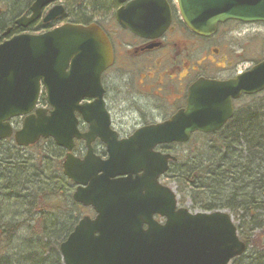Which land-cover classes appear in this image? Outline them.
<instances>
[{
    "label": "water",
    "instance_id": "obj_1",
    "mask_svg": "<svg viewBox=\"0 0 264 264\" xmlns=\"http://www.w3.org/2000/svg\"><path fill=\"white\" fill-rule=\"evenodd\" d=\"M60 1L36 0L31 16L21 17L16 25L27 28L42 18L46 7ZM115 1L121 5L117 23L137 37L158 40L171 26L168 0ZM176 4L186 28L204 39L229 21L264 24V0ZM64 11L62 5L54 6L43 22H53ZM113 61L109 39L97 24H66L0 44V141L14 136L19 147H30L52 139L67 151L63 173L77 186L73 200L96 214L83 217L61 244L63 263L231 264L247 251L232 216L179 208L175 191L160 183L177 158L155 149L186 144L195 133L220 131L234 116V101L264 92V60L228 81L197 80L184 109L124 140L111 128L101 83ZM41 84L51 110L38 106ZM16 118L24 121L14 133L11 120ZM80 120L88 126L84 133ZM96 140L105 144L107 159L94 153ZM76 141L86 143L83 159L73 154Z\"/></svg>",
    "mask_w": 264,
    "mask_h": 264
},
{
    "label": "trees",
    "instance_id": "obj_2",
    "mask_svg": "<svg viewBox=\"0 0 264 264\" xmlns=\"http://www.w3.org/2000/svg\"><path fill=\"white\" fill-rule=\"evenodd\" d=\"M14 1H18V5L25 2ZM104 6L115 8L117 3L82 0L84 13L74 19V23L89 25L96 22L100 25L97 20L102 18L99 13ZM88 10L90 14H87ZM4 30L5 25L0 20V36ZM39 104L46 105L45 97L40 98ZM196 140L207 143H191ZM5 142L0 141V191L8 193L2 200L13 202L14 196L23 193L21 196L31 205V210L40 215L28 224L31 233L23 251L14 248L20 226L0 223V264H63L60 246L83 217L82 207L66 194L63 207L53 204L51 197L57 194L48 187L56 181L51 178L55 172L49 165L56 161V169L61 174L56 180L67 184L63 177V162L52 156L48 157L52 160L47 164L40 158L21 160L16 164L10 152L19 154L27 148ZM51 144L54 156L64 152ZM196 144H201L197 152ZM175 146L186 151H179L178 161L171 164L167 174L177 186V193L191 195L194 206L203 212L229 211L240 239L247 245V252L231 264H264V93L239 101L234 118L219 132L196 134L188 144ZM41 205L49 209H41ZM62 211L67 213L66 220L70 219L71 226H57L59 219H46L51 212L64 218ZM47 222L54 224L53 227L50 228Z\"/></svg>",
    "mask_w": 264,
    "mask_h": 264
},
{
    "label": "rangeland",
    "instance_id": "obj_3",
    "mask_svg": "<svg viewBox=\"0 0 264 264\" xmlns=\"http://www.w3.org/2000/svg\"><path fill=\"white\" fill-rule=\"evenodd\" d=\"M17 3L18 1L16 2L14 0H0V20L4 23L5 28H7L12 23V21L18 18V16H20L17 15L18 12L25 13L28 10V7L32 3V0H25V2L23 4L21 3L20 5H18ZM81 11L82 13H84L83 10ZM88 13L90 14L91 12H89L88 10L87 14ZM97 21L104 24L109 32H113L112 30L116 27V23L113 19L110 23L105 22V20H97ZM177 21L178 20L175 21V24ZM177 27L180 28V30L182 29V27L179 26ZM184 37L187 38L186 41H188L189 39L192 44V47L190 48L191 54L185 60L178 59L177 66L181 68L184 65V61H185L186 63H189L190 69L188 71L187 69H185V71L177 75L175 72L172 73L171 71L174 68L173 63L168 62L167 61L168 59L164 58V60H162L161 66L158 67L159 81H161L162 78L165 77L163 81L164 85L162 86V92L156 96L157 98H153L152 95L149 97V99L146 98L140 99L138 106L141 115L129 110V105H128L129 102L125 103L124 99H119L118 109L116 108L114 109V113L116 114L114 115V119L115 121L117 120L119 124L123 126L121 129H123L122 134H124V136L126 134L127 135L132 134L133 130L139 127L136 124L137 122H139V120H141L142 117L147 119L150 118V120L154 119L157 122H162V120L167 119L171 115V108L166 102V100L172 97L173 95L172 91L176 89L177 81H179L180 78L184 76H188L187 79L182 81V83L187 85V87L197 78L200 77H206L208 79L224 80L236 76L237 74L246 72L247 70L251 69L255 64L264 60V24L261 23L243 24V23L229 22L226 25L220 27V29H218L215 36L211 38L208 39L197 38L191 35L188 31L187 33H185ZM179 39H183V37H181L179 34H176L175 35V40H177L176 43H180L178 42ZM127 40H128V36H127ZM166 73L167 76H165ZM117 74H119L118 76L121 75L120 73ZM178 86H179V82H178ZM120 87H121V83L119 84V88ZM159 98H163L165 100L163 99L161 100ZM155 108H157V110L159 109L160 110L156 111L154 110ZM13 124L14 126H16L19 124V122L16 121L15 123L14 121ZM5 143H14V142L6 141ZM51 143H54V141L51 139L42 140L40 143H38L37 146L35 145L31 148L23 149L22 152L19 154L16 153V151L10 152L11 158L15 160L14 162L16 164L18 163V161L21 160L33 161L36 159L38 160L39 158L45 164H47L52 160V158H48V157H52V156L53 158L58 157L56 160H58L59 162H63L65 157V152L58 153L57 155L54 156L55 153L54 150L52 149ZM191 143H207V142L196 140ZM54 145L56 146L55 143ZM200 145L201 144L195 145L194 149L196 152L198 150V146ZM183 150L185 149L181 147H176L175 145L166 148V151L174 156L179 155V151H183ZM49 167L50 170L55 172L56 174V175L53 174L51 178L55 179L56 181L55 183L57 185L52 184V186L48 187V189L53 190L54 193L57 194L52 196L51 198L53 204L61 208L64 206L63 200L66 195H68L67 197L72 198V195L75 191V186L73 185L70 186V184L72 183L67 178H65L64 175L63 177L66 180L67 184L69 182L68 186L66 183L63 184L60 180H56L57 176L61 175L60 172L58 171V168L56 169L57 167L56 161L50 164ZM161 182L176 192V194L178 195L179 206L188 209L192 213L203 212L199 208L194 206L191 195L185 196L182 194L180 196L177 193V186L175 185V183L171 178L170 179L167 178V175L162 179ZM45 188H47V186ZM6 193L8 192L0 191V219H2L0 223L3 225V223L11 222L14 225L20 226L17 232L18 236L15 240L14 248L16 251L19 250L23 251L24 247L25 246L27 247L26 245V243H28L27 237L31 233L28 224L31 223V220L37 218L40 214L38 212L34 213L31 210L30 208L31 205L27 204L26 201L21 196L23 193H20L16 197L14 196L13 202H7V201L3 202L2 199ZM196 198L198 197L196 196ZM41 209L48 210L49 208H45L41 205ZM82 209L83 210L81 213V217L93 216V212L90 211V209L87 208H82ZM225 212L229 213V211L227 210ZM62 214H64V218L62 216L61 218H59L58 216H54V214L51 212L47 214L46 219L49 217L50 219H59V223L57 226H61L63 224L71 226V223H69L70 219L69 221L66 220L67 213H63L62 211ZM53 225L54 224L52 223H48V226L50 228H52Z\"/></svg>",
    "mask_w": 264,
    "mask_h": 264
},
{
    "label": "flooded vegetation",
    "instance_id": "obj_4",
    "mask_svg": "<svg viewBox=\"0 0 264 264\" xmlns=\"http://www.w3.org/2000/svg\"><path fill=\"white\" fill-rule=\"evenodd\" d=\"M36 0H33L30 6L28 7V10L18 16L12 23L5 28V30L1 33L0 36V44L4 41L10 40L11 38L18 36V35H43L46 33H49L63 25L66 24H72L77 25L74 23V19L81 16V1L82 0H62L60 2H56L52 5H49L43 10L42 18L39 19L34 24L28 26L27 28H20L16 25V21L20 19L22 16H31V6ZM109 2H115L117 3V7H109L107 9L106 6L102 7L100 10L101 19L105 20V22L110 23L112 19L116 23V27L112 30L113 32H109L106 26L102 23H100V27L105 31L111 46L113 48L114 53V62L111 68L107 69L105 72H103L101 76V82L103 89L105 91L104 99L106 103L107 111L109 112L111 116V122H112V128L119 134L120 140L126 139L130 137L131 134H122L123 129H121L123 126L119 124V122L114 119V109H118L119 106V99H124V102H129V110L133 111L134 113L140 114L139 109V101L142 98L149 99L150 96L153 98H157L156 96L162 92V86L164 78H162L161 81H159V66L162 64V60L164 58H167L168 62L173 63V69L172 73H182L187 69V71L190 69L189 63H186L184 61V65L180 68L177 66V60L178 59H187L190 54L192 47V44L190 40L186 41V37H184L185 33H187V29L183 26L182 22L178 20L175 24V19H177L175 13V8L173 7V21L169 28V30L163 35L162 38L151 41L146 40L143 38H139L135 35H133L128 30H123L119 27L115 20V14L116 11L121 7L118 2L115 0H107ZM62 5L65 9L64 14L54 20L50 23H44L43 18L45 17L46 13L52 9L54 6ZM110 6L111 4L108 3ZM96 23V22H94ZM179 27H182L180 30ZM221 27V26H220ZM220 27L218 29H220ZM10 29V32L7 33V30ZM179 34L183 39L175 40V35ZM128 36V40H127ZM217 51V50H216ZM161 56V57H160ZM119 59V61H118ZM120 62V63H119ZM178 71V72H176ZM120 73L121 75L118 76ZM192 74V73H191ZM190 74V75H191ZM167 76V73L165 74ZM170 76V75H168ZM237 76V75H236ZM236 76L219 80L214 79L217 81H227L235 78ZM188 76H184L177 81L176 89H174L172 92V97L168 98L166 102L171 108V115L167 118H171L173 115H175L177 112H179L181 109H184L186 107V102L188 98V90L189 87L197 80L192 82L190 85H185L182 83L185 79H187ZM206 78V77H201ZM179 82V86H178ZM121 83V87L119 88V84ZM42 97L47 98V92L46 87L42 84L41 85V94ZM163 99V98H159ZM165 100V99H163ZM239 101L234 102V116L237 110V104ZM154 110H157L155 108ZM233 116V117H234ZM167 119L162 120L165 121ZM233 119V118H232ZM15 119L12 122L16 121L20 122V125L23 121L21 119ZM160 122H157L154 119H147V118H141L139 122H137L138 128L134 129L132 134L139 128L154 125ZM14 125V124H13ZM15 130H18L20 128L19 124L14 126ZM84 128V127H82ZM87 129H83V132ZM14 142V139H11ZM15 143V142H14ZM94 152L98 156H100L102 159H106L107 157V149L106 146L100 141L97 140L93 144ZM163 147H158L156 151H163ZM63 150V149H62ZM65 152V150H63ZM67 152H65L66 155ZM74 154L77 158L83 159L86 154V144L83 141H79L76 143V147L74 150ZM65 159V157H64ZM74 186V185H73ZM90 211L93 212V210L90 209ZM94 212L93 216L94 217Z\"/></svg>",
    "mask_w": 264,
    "mask_h": 264
}]
</instances>
